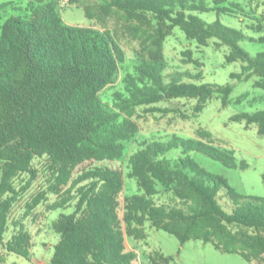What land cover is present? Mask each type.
Masks as SVG:
<instances>
[{
    "label": "trees",
    "instance_id": "trees-1",
    "mask_svg": "<svg viewBox=\"0 0 264 264\" xmlns=\"http://www.w3.org/2000/svg\"><path fill=\"white\" fill-rule=\"evenodd\" d=\"M81 1L66 3L82 6L93 18L94 7ZM98 1L100 11L119 13L128 22L129 33L141 45L138 62L123 75V89L113 93L112 102L100 92L113 82L125 53L109 30L66 24L55 0H28L26 17L12 15L0 24V263L10 252L30 258L31 234L23 223L17 222L5 242L3 235L14 180L23 173L34 176L33 163L39 159L46 169L44 193L55 196L48 209H64L74 200L71 212L51 221L59 239L48 264H131L137 253L126 238L144 240L146 222L174 235L180 245L192 239L210 242L225 253L264 264V196L238 193L189 154L201 152L229 168L247 167L231 150L212 144L209 131L198 132L206 141L172 134L141 143L128 159L127 175L137 192L122 200L124 172L113 164L138 131V107L167 111L152 105L187 98L196 100L194 112H200L214 97L228 101L231 83L203 82L200 72L189 70L164 74V41L174 27L200 46L217 39L216 46L228 47L227 61L242 62L230 78L255 75V86L264 89V51L250 55L239 42L252 38L241 29L218 19L206 21L197 13L254 18L237 0ZM257 41L264 44V37ZM183 55L184 63L199 64L190 50ZM230 120L245 127L255 124L264 135V109L239 112ZM173 149L179 156L167 157ZM160 188L167 198L158 202ZM221 188L231 200L230 212L218 202ZM148 259L150 264L173 262V256L160 251Z\"/></svg>",
    "mask_w": 264,
    "mask_h": 264
},
{
    "label": "rangeland",
    "instance_id": "rangeland-1",
    "mask_svg": "<svg viewBox=\"0 0 264 264\" xmlns=\"http://www.w3.org/2000/svg\"><path fill=\"white\" fill-rule=\"evenodd\" d=\"M62 20L69 25L93 26L98 29H107L114 36L125 53V60L120 65L112 83L105 87L100 96L104 101L112 102L113 93L123 89L122 77L126 72L133 70V65L138 62L140 52V41L134 38L128 31V22L116 12L104 13L99 10L98 0H82V5H92L95 16L88 18L82 6L68 5L66 0H55ZM244 6L249 19L234 13H217L209 11L197 13L206 21L218 19L222 23L241 29L248 37L239 42L240 46L250 55L264 51V44L257 40L264 37V0H237ZM6 5H3L5 4ZM28 0H0V24L9 16L26 17ZM217 39L209 40L207 46H200L195 41L187 39L184 33L174 27L171 34L164 41V58L166 69L164 74L173 70H189L192 73L200 72L203 82L225 84L231 83L232 89L227 103L214 97L209 100L200 112H194L195 99L177 98L160 101L152 106L166 109L167 111H145L138 107L134 119L138 124V131L129 141L121 159L113 162L120 166L124 172L125 188L121 196L137 192L136 182L128 177L129 156L136 151L140 144L150 139H167L172 134L184 138H198L206 141L200 136V130L211 133L212 144L231 150L237 160H245L246 168H229L219 161L212 159L201 152L191 151L190 156L204 169L217 178L226 181L240 194L264 196V135L257 132L255 124L245 127L244 122L231 121L230 117L239 112H253L264 109V89L255 86L258 77L250 75L245 80L231 79V72H239L242 62H229L226 59L228 47L216 46ZM190 50L192 57L199 64L184 63L183 52ZM167 81V79H166ZM179 150L173 149L168 154L169 158H177ZM35 175L21 174L14 180L15 193L11 195V208L8 215L7 229L3 235V242L8 240L16 232L17 222L23 223L31 234L32 246L29 250V259L15 253H8L6 260L0 264H48L53 253V246L59 236L51 229V221L59 213H69L73 210L74 200L64 209L49 210L48 205L55 200V196L44 193L46 191L45 167L39 159L34 160ZM85 167V166H84ZM83 167L78 168V172ZM76 173V174H77ZM75 174V175H76ZM156 197L158 202L167 198L163 191ZM40 198L38 204L32 205L36 198ZM218 202L225 211L230 212L231 200L225 195L224 188L218 190ZM29 204L32 205L29 208ZM29 212L28 215L26 213ZM145 231L147 237L135 243L136 250H149L151 253L160 251L164 255L173 256L170 264H256L255 261L248 262L239 254L225 253L210 242L201 240H188L180 245L178 239L161 229L152 227L146 222ZM135 239L126 238V243H132ZM142 241V242H141ZM1 247V244H0ZM150 253V254H151ZM142 260L145 263L144 256ZM131 264H139L134 260Z\"/></svg>",
    "mask_w": 264,
    "mask_h": 264
},
{
    "label": "crops",
    "instance_id": "crops-1",
    "mask_svg": "<svg viewBox=\"0 0 264 264\" xmlns=\"http://www.w3.org/2000/svg\"><path fill=\"white\" fill-rule=\"evenodd\" d=\"M135 242H132V243H129L127 244L128 248L134 250L136 253H137V259L136 261L139 263V264H150L149 263V259H148V256L149 254L151 253V251L149 250H142L141 252L136 250V246L134 245L135 243H139L140 240H133ZM142 242V241H141ZM142 256H144V259H145V263L143 262L142 260Z\"/></svg>",
    "mask_w": 264,
    "mask_h": 264
}]
</instances>
